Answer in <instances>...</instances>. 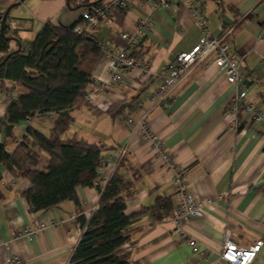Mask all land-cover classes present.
Masks as SVG:
<instances>
[{
  "label": "crops",
  "instance_id": "0c3cea01",
  "mask_svg": "<svg viewBox=\"0 0 264 264\" xmlns=\"http://www.w3.org/2000/svg\"><path fill=\"white\" fill-rule=\"evenodd\" d=\"M92 1V0H89ZM156 0H127L114 9L112 21L88 30L99 43L122 47V32H132L137 20L151 18L153 24L136 45L133 54L149 63L143 77L139 68L123 73V82L101 89L108 77L102 53L84 64L92 74L81 102L71 109L72 121L62 139L76 137L87 143L104 144L110 165L99 173L104 188L117 168L119 152L130 170L124 172L132 184L125 213L134 216L129 245L130 264H225L220 251L225 235L239 246L262 245L252 264H264V123L239 116L233 128L227 105L235 86L226 81L212 61L195 64L165 102L157 98L162 75L177 54L191 49L204 35L186 0H167L169 7L155 6ZM207 18V35L228 31L225 41L233 56L241 59L239 74L247 98L264 109V5L259 0H196ZM83 0H0L3 29L23 42L32 41L44 23L68 25L81 19ZM72 5V6H71ZM84 25V21H83ZM1 30V29H0ZM16 40L10 46L16 47ZM22 91L18 89L17 92ZM91 93V99L86 94ZM15 94V93H14ZM8 94L0 90V119L5 116ZM56 113L36 114L20 121L8 136L0 124V142L11 152L25 134L27 124L46 136ZM162 142L154 152L143 137L138 121ZM41 166L48 157L40 153ZM169 156V159H165ZM181 169L186 192L205 203L201 217L192 216L178 229L168 215L152 206L159 197L177 201L173 182ZM31 185L15 178L0 165V264L18 257L26 264H69L82 234L77 211L89 219L98 208L100 193L95 187L78 186V202L64 200L57 205L31 211L21 191ZM40 230L23 233L27 227ZM194 238L196 248L187 243ZM123 244V250L124 248Z\"/></svg>",
  "mask_w": 264,
  "mask_h": 264
},
{
  "label": "trees",
  "instance_id": "16d2710c",
  "mask_svg": "<svg viewBox=\"0 0 264 264\" xmlns=\"http://www.w3.org/2000/svg\"><path fill=\"white\" fill-rule=\"evenodd\" d=\"M102 1L83 0L86 5L82 6ZM78 24H83V19L68 25L48 20L29 42L15 38L8 29L0 30V90L8 94L0 124L6 134L14 137L13 126L29 122L36 114H57L50 137L27 124L25 134L11 152L5 142H0V165L13 177L30 181L31 185L20 194L31 211L49 209L64 200L77 203L76 187H95L100 193L98 208L89 219L77 211L83 231L69 264H130L129 252L123 250L134 231V216L125 213L126 200L132 195V184L124 175L129 166L120 160L101 188L97 168L109 147L76 137L61 138L72 121L71 109L81 102L92 81L84 64L100 51L99 41L90 30L73 32ZM262 27L264 30V22ZM11 39L16 40L14 48ZM19 88L22 91L17 92ZM40 153L48 157L44 166ZM152 208L170 215V198H157Z\"/></svg>",
  "mask_w": 264,
  "mask_h": 264
},
{
  "label": "built area",
  "instance_id": "2783aa9c",
  "mask_svg": "<svg viewBox=\"0 0 264 264\" xmlns=\"http://www.w3.org/2000/svg\"><path fill=\"white\" fill-rule=\"evenodd\" d=\"M264 5V0H259ZM195 15V18L202 28L204 35L200 37L198 42L188 51L181 52L168 63L167 71L162 75L161 83L157 98L163 102L169 96L170 92L176 88L187 77L191 68L201 62L212 61L219 71L225 74L226 81L235 86V92L230 98L227 105V115L230 118V125L233 128L240 126L239 116L248 115L250 122L262 121L264 123V109L255 106L246 96V90L241 84L239 67L241 59L233 56L230 52L229 45L225 41V36L228 31H223L219 36L207 35V18L205 13L201 10L200 5L196 0H186ZM155 6L169 7L170 3L167 0H156ZM127 6V0H104L98 4H91L82 11L81 18L83 24H78L73 27V32L82 33L85 30L94 28L100 24H107L112 21L114 9H123ZM153 22L151 18H140L137 20L135 28L132 32H122L121 38L124 40L122 47H113L99 43L100 52L108 68V77L105 81L101 80L99 87L101 89L109 88L121 84L123 80V73L139 68L143 77L150 72L149 63L136 57L133 52L136 45L140 42L145 35V31L150 29ZM264 67V55L260 59ZM91 93L86 94L88 99H91ZM142 131L143 137L149 142L154 152L161 151L162 142L159 137L147 130L146 123L143 118L137 122ZM125 150L119 152L120 158L124 155ZM169 159V156H165ZM110 165L109 158H103L98 165V174L101 170ZM181 169L176 168L174 172L173 182L176 187L177 201L170 212V219L174 225L181 229L183 223L192 216L201 217L204 214V205L202 201L197 200L192 195L186 192ZM78 214L72 213L70 218L77 220ZM41 226L36 228L27 227L23 233L29 237L39 231ZM187 243L196 248L198 246L194 238H188ZM262 245V240H256L252 245L243 247L236 244L231 240L230 235L227 233L224 237L220 258L225 264H252L257 252ZM125 251H130L131 246L129 243L124 245ZM8 264H26L18 257H11L7 260Z\"/></svg>",
  "mask_w": 264,
  "mask_h": 264
},
{
  "label": "water",
  "instance_id": "95a60500",
  "mask_svg": "<svg viewBox=\"0 0 264 264\" xmlns=\"http://www.w3.org/2000/svg\"><path fill=\"white\" fill-rule=\"evenodd\" d=\"M5 17H6V12L4 13V15L2 16V18H1V26H0V29L2 30L3 29V22H4V20H5ZM10 55V54H9ZM8 56V55H7ZM6 56V57H7Z\"/></svg>",
  "mask_w": 264,
  "mask_h": 264
}]
</instances>
